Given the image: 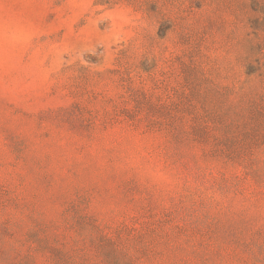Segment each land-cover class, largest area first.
Here are the masks:
<instances>
[{"label": "rangeland", "instance_id": "obj_1", "mask_svg": "<svg viewBox=\"0 0 264 264\" xmlns=\"http://www.w3.org/2000/svg\"><path fill=\"white\" fill-rule=\"evenodd\" d=\"M0 264H264V0H0Z\"/></svg>", "mask_w": 264, "mask_h": 264}]
</instances>
